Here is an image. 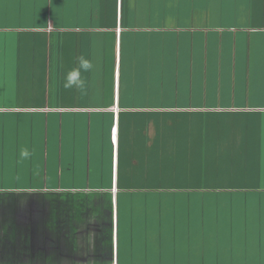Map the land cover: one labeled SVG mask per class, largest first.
<instances>
[{
  "label": "crops",
  "instance_id": "0c3cea01",
  "mask_svg": "<svg viewBox=\"0 0 264 264\" xmlns=\"http://www.w3.org/2000/svg\"><path fill=\"white\" fill-rule=\"evenodd\" d=\"M257 192L264 0H0V264H234ZM172 194L130 258L121 199Z\"/></svg>",
  "mask_w": 264,
  "mask_h": 264
},
{
  "label": "rangeland",
  "instance_id": "374dc122",
  "mask_svg": "<svg viewBox=\"0 0 264 264\" xmlns=\"http://www.w3.org/2000/svg\"><path fill=\"white\" fill-rule=\"evenodd\" d=\"M6 160L8 163V159ZM173 184H178V183L176 182ZM172 195L173 197L171 199L156 198L154 199L155 200L154 203L152 204L149 203L145 208H140V206L146 199L143 198L133 199L134 200L133 203L136 204L135 206L136 213L134 214V217L133 216L130 217L134 223L133 225L131 224L130 221L127 220L126 217V215L128 214L130 215V212H128V204L131 202L132 199H121V204L124 202L125 205V213L123 212L124 211L123 204L121 205V218H122L121 227H120V239L122 244L121 247L123 248V245L124 247L126 245L128 248L130 247L129 248L130 250L134 251V256H131L130 258L134 257L137 258V260L143 261V259H145V257L147 256L150 260L153 259V257L156 256L157 252L153 251L152 249L150 252L148 250L149 253L144 255L145 252L147 251L145 246L146 243H150L151 241H154L155 239H158L160 237L165 238V231L162 232L158 231L161 226L160 225L157 226L156 224L157 222L151 221L148 224V226L150 227V232L148 233L146 231L145 225L143 224V216L145 215L144 212L149 211V213L153 214L155 211L154 208L158 206L162 207V205L165 206V200H166L172 206L173 216L177 214V216L179 217L180 204L184 205L186 204L187 201L189 202V204H193L194 201L196 200L194 197H192L195 196V194H188V195H192L191 197L182 194H172ZM147 200L151 202V199H147ZM162 209H164V207H162ZM238 211L242 212L240 221L245 223L246 226L239 227V230L241 232L240 233L241 237H238L239 240L238 244L234 243L235 241L225 242V246L222 245L224 247V248L222 247L223 252L228 250L235 251L233 258L234 264H256L252 262L260 260V256H261L260 253L264 246V228L258 227L259 225H264V197H261V194L259 192H257V194L254 196L251 195L247 196L246 198L243 199V210L240 209ZM134 218L137 220L136 223L134 222ZM235 218H237L236 215ZM137 222L139 223L137 224ZM235 222H236L235 224H241L238 223V221ZM239 230H237V233ZM190 233L192 234L190 238L193 241H195V239L198 240V238H196L198 234L196 230L181 232L180 236L178 232L177 235L178 240L181 238L183 239L188 238ZM205 239L206 240L203 239L198 240L199 244H204V247L202 245L199 247L201 249H204L209 245L208 251L210 250L212 258H214V255L221 252V249L218 250V248L215 249L214 246L211 247L209 242L210 240H208L209 238L205 237ZM247 244L248 246L244 247V245ZM192 248H196V247H192ZM206 254L207 252L205 253V255ZM224 255H223V259L225 260V259H229L231 254H226L225 256ZM246 256H251L252 262L250 261V263H246L244 259V257ZM148 258L146 259L149 260ZM212 258L210 257L207 258L206 260L213 262Z\"/></svg>",
  "mask_w": 264,
  "mask_h": 264
},
{
  "label": "clouds",
  "instance_id": "9594fccd",
  "mask_svg": "<svg viewBox=\"0 0 264 264\" xmlns=\"http://www.w3.org/2000/svg\"><path fill=\"white\" fill-rule=\"evenodd\" d=\"M22 155H27V152L22 153Z\"/></svg>",
  "mask_w": 264,
  "mask_h": 264
}]
</instances>
